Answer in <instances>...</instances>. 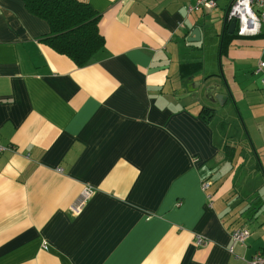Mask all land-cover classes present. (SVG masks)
I'll list each match as a JSON object with an SVG mask.
<instances>
[{
	"label": "crops",
	"instance_id": "obj_1",
	"mask_svg": "<svg viewBox=\"0 0 264 264\" xmlns=\"http://www.w3.org/2000/svg\"><path fill=\"white\" fill-rule=\"evenodd\" d=\"M84 1L105 45L78 67L40 41L46 20L0 0V264H240L264 250V230L231 237L262 206L264 26L233 36L230 0L190 11L194 0ZM207 57L221 73L201 78ZM196 79L204 102L185 91ZM218 83L226 103L252 97L261 140L236 102L206 97Z\"/></svg>",
	"mask_w": 264,
	"mask_h": 264
},
{
	"label": "trees",
	"instance_id": "obj_2",
	"mask_svg": "<svg viewBox=\"0 0 264 264\" xmlns=\"http://www.w3.org/2000/svg\"><path fill=\"white\" fill-rule=\"evenodd\" d=\"M32 14L43 18L49 31L40 41L59 54L70 58L78 67L91 62L104 48L105 39L99 30L100 13L84 0H22ZM228 22H226V28ZM236 31L232 33L234 36ZM225 41L222 42V48ZM215 109L202 106L200 115L210 119Z\"/></svg>",
	"mask_w": 264,
	"mask_h": 264
},
{
	"label": "built area",
	"instance_id": "obj_3",
	"mask_svg": "<svg viewBox=\"0 0 264 264\" xmlns=\"http://www.w3.org/2000/svg\"><path fill=\"white\" fill-rule=\"evenodd\" d=\"M217 5V0H194L192 5H189L188 10L193 8H201L210 10ZM232 18L236 19L235 31L238 35H257L262 26H264V0H230L226 13V20L229 22ZM255 73H261V84L264 88V61H259L254 70ZM6 147L0 144V151ZM210 185L209 180L202 182V188L206 189ZM93 193V188L89 185L85 186L80 194V197L71 205L70 210L74 214H78L83 203ZM250 232L245 226L238 227L232 230L231 237L233 242L244 243L249 237ZM206 238L202 235H196L195 243L197 245L204 244ZM233 252V248H230ZM240 264H264V250L255 252L250 258L241 257Z\"/></svg>",
	"mask_w": 264,
	"mask_h": 264
},
{
	"label": "rangeland",
	"instance_id": "obj_4",
	"mask_svg": "<svg viewBox=\"0 0 264 264\" xmlns=\"http://www.w3.org/2000/svg\"><path fill=\"white\" fill-rule=\"evenodd\" d=\"M198 72L197 73L200 75L201 78H203V76H208L207 78H210V76H213L214 73H218V72L221 73V68H220L219 63H217V59L207 57L204 59L203 67ZM209 72H212V73L209 74ZM177 77L178 76L176 74H174L171 77L172 82L175 81L177 79ZM197 81L198 80L196 79L195 81L192 82L191 85H189L188 81H187L185 84V91L189 92L188 88L191 87L190 88L191 89L190 96L198 98V100L204 102L205 98H204V95L202 92V87L201 88L195 87V83ZM232 94H233V99H230L228 103H226V99H224V98L218 100L217 105H216L217 109L220 108L221 106H227V105H228V109H231V107L233 106V103L235 105V102H236V104H238V106L240 108L241 115L245 121V124H246L251 136L255 140H261L259 137L257 126L255 124L256 121H255V119L252 118V108L250 107V104H252L251 103L252 97L249 95H245L244 99H242L239 96L238 92H236V91ZM214 124H216V122H214ZM216 141H217V143L222 142L221 136L217 135V133H216ZM259 148H262V147H259ZM251 180H255V178H251ZM259 196L262 200L261 209L257 212V215L259 218L257 220H252L251 222H249L247 224L249 232H250V230L251 231L253 230L256 233H261L264 230V228H263V226H264V189H261L259 191ZM253 205H257V201ZM252 210H253L252 208L245 210L244 216H247L248 214H250Z\"/></svg>",
	"mask_w": 264,
	"mask_h": 264
},
{
	"label": "water",
	"instance_id": "obj_5",
	"mask_svg": "<svg viewBox=\"0 0 264 264\" xmlns=\"http://www.w3.org/2000/svg\"><path fill=\"white\" fill-rule=\"evenodd\" d=\"M236 27V19L232 18L229 22H228V32L232 33L234 32ZM188 41H199L200 40V31L198 28H194L193 31H191V36L186 38ZM224 83L226 84L227 87V82L224 80ZM221 84L218 83L215 86H211L209 85L206 88L205 91V95L206 97L210 98L212 101H218L222 98L226 99V96L223 95V93L221 92H216L214 93L216 90L220 89ZM228 88V87H227Z\"/></svg>",
	"mask_w": 264,
	"mask_h": 264
}]
</instances>
